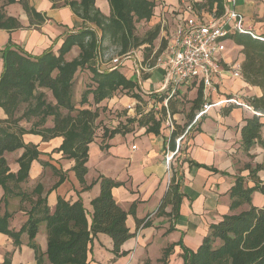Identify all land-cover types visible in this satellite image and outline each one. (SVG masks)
I'll list each match as a JSON object with an SVG mask.
<instances>
[{
    "label": "crops",
    "instance_id": "crops-1",
    "mask_svg": "<svg viewBox=\"0 0 264 264\" xmlns=\"http://www.w3.org/2000/svg\"><path fill=\"white\" fill-rule=\"evenodd\" d=\"M152 1L155 4L153 16L147 24L153 28L158 27L159 30L149 53V59L153 60L152 67L146 64L148 67L142 68L139 74L135 68L134 71L125 73V63L131 62L135 65L138 61L139 64L145 65L144 49L135 53L134 59L128 57L129 60L120 68V72L136 84L129 91V95H113L98 104L94 103L91 95V99L88 98V103L85 104L87 109L98 112L97 119L103 115L102 109L100 112L98 110L100 107H107L114 112L127 106V116L136 114L135 117H128L122 124L118 121L115 127H107L109 130L106 129L107 133L103 135L106 138L104 143L102 139L97 143L95 138L89 145L84 184L76 178L73 170L74 160L67 159L58 151L62 137L43 141L40 135L25 134L24 143L37 146L39 152L37 159L30 164L28 178L19 185H22L25 190L22 192L26 194L23 198L12 197L6 206L0 204V215L7 209L13 211L9 228L18 231L28 220L29 212L37 201L38 197L32 193L33 189L42 186V198H45L50 213L54 211L58 198L70 204L80 199L90 220L91 201L99 195V184L96 182L98 177L104 176L121 182L122 186L112 189L111 193L117 205L127 212L125 224L134 236L120 247V252L124 255L115 258L111 252V239L104 234H98L90 246L88 264H159L162 252L171 245L174 247L168 264H172L173 260L182 264L181 246L196 251L207 235L210 225L219 222L224 215L238 214L247 209L248 205L244 204L235 209L236 212L230 210L229 191L236 176L245 178L246 187L254 186L253 180L249 178L248 167L253 168L261 164L264 156V150L258 144L247 153L241 147V127L244 125V119L251 116L250 113L243 108L224 104L211 108L190 129L181 142L178 154L171 161V176L168 178L166 151L175 149V140L193 121L194 116L189 120L188 115L198 96L200 102L198 108L193 110L194 115L205 102L214 103L228 97H237L240 101L249 103L250 99L260 97L262 91L259 87L245 83L242 77L234 78L226 72L217 84L216 93L206 91L201 83L195 81L191 85L181 86L169 103L171 107L168 106L165 110L163 100L166 91L161 90L168 72L164 63L168 47L174 41L176 28L182 25L186 18L193 16L201 21L212 16L222 18L228 9H234L243 17L246 28L259 37H264V0H223L224 12L219 17L215 15V5L211 12L202 7L203 0ZM27 4L36 15L28 14L18 2L4 6L5 15L13 18L17 27L10 31L0 29V75L3 64L2 49L8 41L31 56H39L49 48L57 55L67 33L83 26L82 19L76 16L69 6L54 7L50 0H27ZM186 5L192 7V15L185 10ZM95 6L104 15L110 14L108 0H95ZM88 26L95 28L90 24ZM97 32L100 34L99 30ZM232 34L234 33H230ZM226 40L229 41L228 45L226 44L229 53L224 54L226 64L222 66L228 70V66L233 62L241 65L243 55L240 46H236L228 38ZM78 52V48L73 47L65 55V60H73L78 56ZM156 59L162 61L156 62ZM89 64L98 66L99 71L112 68L111 64H108L109 67L97 65V60ZM136 104L141 106L140 113H133L132 107ZM159 108V113L151 111ZM166 112L173 127L172 132L168 126ZM4 119L6 115L0 109V120ZM260 121L263 123L261 137L264 139V118ZM133 123L138 128L132 129L130 125ZM21 125L29 129L31 124ZM51 127L52 121L48 128ZM115 129L119 132L111 133ZM173 132L175 135L172 137ZM101 145L105 147L102 149ZM22 153L23 149H19L4 154L10 173L16 174L19 170L17 159ZM90 164L94 167L93 174L88 179ZM173 174L176 180L179 179L181 194L176 216L171 213V206H167L162 213L158 212ZM257 175L263 181L264 173L259 172ZM59 179L61 182L55 186ZM84 186L90 188L84 190ZM2 197L3 189L0 186V200ZM259 203L261 206L264 204L262 193ZM137 220H143L139 227ZM35 241L40 252L44 253V225L39 226ZM20 242V245L15 246L9 236L0 233V264L7 258L9 264H37L35 252L28 246L27 234L21 235Z\"/></svg>",
    "mask_w": 264,
    "mask_h": 264
},
{
    "label": "trees",
    "instance_id": "trees-1",
    "mask_svg": "<svg viewBox=\"0 0 264 264\" xmlns=\"http://www.w3.org/2000/svg\"><path fill=\"white\" fill-rule=\"evenodd\" d=\"M50 1L54 7L69 6L71 11L82 19L83 26L67 33L57 55L49 48L39 56H31L11 41L2 49L0 109L6 119L0 120V186L3 189L0 204L5 206L12 197L25 196V192L18 191L19 184L28 178L30 164L39 155L34 145L29 147L24 143L25 134L40 135L45 140L62 137L58 151L67 159L74 160L73 170L76 178L84 184L89 145L93 142L95 121L99 115L96 110L75 109L73 77L83 68L92 74L94 87L81 94L80 106L88 103L89 95H92L94 103L98 104L112 98L119 90L131 91L136 84L128 80L118 66L99 71L89 62L100 58L105 44L118 47L119 55L124 58L143 45L151 48L159 32L158 27H154L143 37L136 35V24L149 22L153 16L155 4L152 0H108V16L95 6V0ZM16 2L20 3L28 14L36 15L28 6L27 0H5V5ZM214 5L215 15L221 16L224 12L223 0H203L202 7L211 12ZM89 24L95 28L89 27ZM16 27V21L0 10V29L10 31ZM227 38L241 47L242 79L262 91L260 97L249 100V104L261 117L250 116L244 119V125L241 127V147L246 153L256 144L264 150V139L261 137L263 123L260 121L264 117V40L237 33ZM73 47L78 48V56L71 61L65 60V55ZM150 61L153 60L146 56L145 65L150 66ZM45 90L50 91L54 104L46 99ZM199 102L200 96L191 108L189 120L193 118V110L198 108ZM168 106L171 107L170 104ZM48 118L52 119L51 128L44 127ZM21 122L30 123V128L25 129ZM117 132L119 130L115 129L111 133ZM106 133L105 130L103 135ZM174 135L175 132L171 134L172 137ZM19 149H23L22 155L17 159L19 170L12 174L4 154ZM248 168L249 178L253 180L254 186L246 187L245 178L236 176L229 197L230 210L244 204L249 208L238 214L224 215L219 222L210 225L207 235L196 251L181 246L183 264H264V204L260 207L251 204L253 192L264 194V179L261 181L257 175L259 172L264 173V156L261 164ZM60 182L61 179L55 186ZM96 182L99 184V195L91 201L90 220L80 199L70 204L58 198L54 211L50 213L45 198L41 197L43 188L37 186L32 193L38 198L26 223L18 231L11 230L9 219L13 211L7 209L0 215V233L9 236L15 246L20 245L21 235L27 234L28 246L35 252L37 264H88L90 246L98 234H104L111 239V252L115 258L123 256L120 247L134 235L125 224L127 212L117 205L111 193L112 189L122 186V183L104 176H99ZM179 187V179L176 180L173 174L158 207L159 213L171 206V213L177 215L181 201ZM88 188L90 186L83 187L84 190ZM136 223L139 227L143 220H137ZM40 225L45 227L44 253L40 252L35 241ZM173 247L171 245L164 249L159 264H168ZM2 264H9V259H5Z\"/></svg>",
    "mask_w": 264,
    "mask_h": 264
},
{
    "label": "built area",
    "instance_id": "built-area-1",
    "mask_svg": "<svg viewBox=\"0 0 264 264\" xmlns=\"http://www.w3.org/2000/svg\"><path fill=\"white\" fill-rule=\"evenodd\" d=\"M185 10L189 14H193L191 6L186 5ZM230 33L248 35L253 39L264 40V38L259 37L252 30L245 27L243 17L234 9H228L222 18L212 16L204 21L191 16L176 28L174 41L168 47V55L164 60L168 68L166 79L161 85V90L166 91V97L163 100L165 110L168 109L169 102L174 99L181 86H188L196 81L201 83L206 91L216 93L217 84L226 72L231 77L241 78L239 63L233 62L229 66L227 65L228 70H225L222 66L226 64L224 54L228 51L224 42L227 41L226 39ZM157 61L161 62L162 60L156 59ZM118 62V59H113L111 65H116ZM145 67L148 66L139 63L134 65L137 73ZM224 104L243 108L251 116L261 117V114L253 109L249 103L242 102L237 97H228L214 103H203L194 115L191 124L175 140V149L172 151L167 149L165 162L168 167L174 156L178 154L182 140L188 135L196 122L207 114L211 108ZM166 115L168 126L172 132L173 127L167 112Z\"/></svg>",
    "mask_w": 264,
    "mask_h": 264
},
{
    "label": "rangeland",
    "instance_id": "rangeland-1",
    "mask_svg": "<svg viewBox=\"0 0 264 264\" xmlns=\"http://www.w3.org/2000/svg\"><path fill=\"white\" fill-rule=\"evenodd\" d=\"M4 6H6L5 5V0H0V10L3 11V12H4ZM152 29H153V26L152 27L149 26L147 24V22H142V23L136 24V35L139 36V37H143L146 32H149ZM224 43L228 45L229 41H225ZM103 48L104 49L101 50L100 58L97 59V65H99V66L107 65V67H109L110 64H111V61L113 59H118L119 62L116 65H111V66L112 67L118 66L119 68H122V66H123V64H124L125 61L129 60L130 58L131 59H134L135 53H137L139 51H142L144 49L143 51L145 53V56H148L149 57L150 56L149 53H150V51H152V48L151 49L150 48H146V46L143 45V46H141V47H139L137 49H134L131 54H129L128 56H126L124 58V56H120L119 55V49L116 46H113V45L108 46L107 44H105ZM226 53H229V52L227 51ZM228 56H230V54H228ZM128 57H129V59H127ZM135 63H138V61H136ZM150 63H151L150 67H152L153 62L150 61ZM108 64H109V66H108ZM91 66H92V64H91ZM123 69L125 70V73H126V71H134V65L131 62L125 63ZM140 72H138V74ZM135 77H136V75H135ZM91 78H92L91 72L88 69H85V68H83L82 70H78L75 73L74 77H73V81H72L73 104H74V107H75L76 110H79V109H82V108H86V105H84L85 107L83 105L80 106L79 101L81 99V94L86 89H89V88L92 89L94 87V84L92 83ZM126 93H127V95H129L128 94L129 92H126L125 90H120V92H116L114 95H116L117 97H119L120 95H124ZM45 94H46V99L48 100V102H51V103L54 104L55 101L52 98V95H51L50 91L45 90ZM88 98L91 99V95H89ZM90 106H92V104H90ZM137 106H139V107H137ZM126 107L127 106H124L120 110H116L114 112H112V110H108L107 107H100L98 109L99 112H100V109H102L101 114H103V115L99 119H97L95 121L94 139L96 138L98 140L97 143H99V141H100L99 139H102L103 140L102 143H104V141H105L106 138L103 137V131L106 130V129L109 130V128H107V127H115V126H117V122L118 121H119L120 124H122L123 121L126 122V119L128 117L129 118L135 117L136 114L135 115L133 114V115L127 116L126 113L128 111V108H126ZM132 109L134 110L133 113H137V112L140 113L142 111L141 106L138 105V104H136L134 107H132ZM151 111L159 113L161 110L159 108L158 110L151 109ZM62 112L64 114L66 113V111H62ZM72 114H74V113H72ZM113 122H115V124H113ZM21 123L24 124L25 122H21ZM48 126H51V118H48L47 121H46V123H45V125H44L45 128H48ZM130 127L132 129H135L137 126H136L135 123H133L132 125H130ZM94 139H93V141H94ZM42 140L43 141H47V140H45L43 138H42ZM31 145L32 144H28L29 147H31ZM101 147L103 149V147H105V146L101 145ZM35 148L37 150V146H35ZM93 167L94 166H92L90 164V166H89L90 170H89L88 179H90V176L93 174ZM171 168H172V166H171V162H170L169 169H167V176H168V178L171 176V170H172ZM18 191H20V193H22V191H25L22 188V185L20 186V188L18 189ZM260 194H261V192H256L255 191L251 195V204L253 206H255V207L261 206V205H259L260 204L259 203V201H260ZM246 208L248 209L249 206H246ZM235 212H236V210H235ZM37 239H38V237H37ZM172 264H178V262L175 261V260H173L172 261ZM182 264H183V262H182Z\"/></svg>",
    "mask_w": 264,
    "mask_h": 264
}]
</instances>
